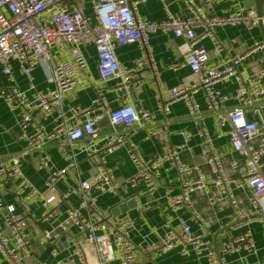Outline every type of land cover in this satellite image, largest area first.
Wrapping results in <instances>:
<instances>
[{
	"label": "built area",
	"instance_id": "2783aa9c",
	"mask_svg": "<svg viewBox=\"0 0 264 264\" xmlns=\"http://www.w3.org/2000/svg\"><path fill=\"white\" fill-rule=\"evenodd\" d=\"M141 1L143 0H0L2 71L14 81L12 64L17 62L23 74L32 81L34 70L43 64L55 84L52 90H37L33 99L26 90L19 87L0 86V96L12 110L19 111L18 125L28 144L34 145L45 139L56 138L60 141V149L69 163L63 169H56L50 165L46 156L40 158V163L48 169L45 186L51 194H47L48 192H42L30 180L22 168L21 161L28 155L29 150L24 149L7 160L0 152V185L8 179L16 182V194L24 210H29L36 201L53 205L52 209L42 214L41 220L46 223L60 219L62 213L56 206L59 198L65 199L71 193H76L79 197L77 206H69L64 210L65 217L59 224L68 235L69 252L61 255L51 231L46 232L45 239L52 244L51 251L56 258L54 264H88L87 250L94 251L98 258L95 264H109L114 261L117 264L137 263V245L132 239L133 219L128 214L104 217L98 201L99 194H116L119 191L120 183L107 168L106 156L124 144L127 145L128 155L136 166L135 174L126 179L125 183L133 187L144 183L153 194L161 167L171 163L178 175L184 179L180 193L167 192L169 205L176 211L188 209L191 221L198 222L201 227L206 225L191 200L194 189H207L202 170L198 166L193 168L181 158V146H169L165 153L145 158L133 136L153 122L155 114L135 107L130 99H124L119 107L112 108L100 89L90 105L69 106L68 115L55 120L51 131L38 129L35 135L25 132L28 127L34 126V115L38 110L50 114L53 108L62 106L66 92L84 87L89 82L90 77L86 73L87 58L83 50L88 46H93L97 52L98 74L102 84L116 80L119 81L117 89L139 91L143 86L140 70L149 66L160 89L163 85L161 74L150 42L151 34L158 31H170L182 39L179 47L182 60L170 67L179 69L187 66L196 76L194 80L183 81L172 88L169 98L160 97L159 109L168 114L172 103L178 100L185 102L189 117L202 138L201 153L213 174V183L219 188L218 193L227 197L236 209L237 219L233 227L240 231L224 242L222 253H233L241 249L256 251L249 227L253 219L241 210L236 190L247 191L253 209L264 217V173L261 169L264 126L249 118L246 112L247 108L255 106L258 99L263 100L264 107V68L251 74L241 67L246 57L262 49L264 43L257 41L245 54L211 64L202 40L209 38L217 50H222L223 45L216 35L218 26L242 25L252 29L260 21L264 25V13L258 16L254 8L239 4L233 13L208 16L193 0H185L188 7L185 15L174 16L168 12L166 19L155 22L137 15V6ZM204 1L208 5H217L225 0ZM87 3L91 4L92 14L86 11ZM198 27L203 28L199 34L196 31ZM133 42L139 44L142 56L137 59L134 67L127 68L119 61L116 48ZM230 78L237 82L236 90L231 96L222 93L218 87L220 82ZM200 90L206 95L207 108L214 114L217 125L223 127L230 122L231 147L246 159L244 163L232 162L235 174L233 177L227 174L222 157L215 150V137L203 125L204 113L195 98ZM230 97L237 101V105L229 110L223 109L225 101ZM101 118L109 119L113 131L98 139L97 123ZM159 132L155 127L148 130L150 135ZM255 138H259L257 143L253 141ZM96 154H99L97 173L81 179L76 187L60 194L57 181L67 170L78 166L77 156L91 157ZM194 170L199 177L191 180ZM210 199H213L212 196ZM0 212L3 214L0 255L8 264H30L33 250L28 237L29 225L25 213L18 212L14 204L4 205L1 200ZM179 219L182 229L170 231L152 249L167 250L179 246L182 254L192 251L199 257H206L208 264H225L224 257L217 255L203 233L195 232L187 219ZM71 226L76 227L80 235L70 233L67 229ZM257 264H264V260Z\"/></svg>",
	"mask_w": 264,
	"mask_h": 264
},
{
	"label": "crops",
	"instance_id": "0c3cea01",
	"mask_svg": "<svg viewBox=\"0 0 264 264\" xmlns=\"http://www.w3.org/2000/svg\"><path fill=\"white\" fill-rule=\"evenodd\" d=\"M208 16H223L236 11L239 4L246 6L250 0H225L217 5H208L204 0H193ZM262 12L264 13V0H260ZM247 7V6H246ZM248 8H256L254 6ZM88 14H92L91 4L87 3ZM188 11L185 0H143L137 6V15L145 20L160 22L167 18L168 12L174 16L185 15ZM257 11V10H256ZM202 27L197 28V33H201ZM216 35L223 45L222 50H217L209 38L202 40V44L207 48L209 53V62L217 64L229 57L245 54L255 42L264 43V33L262 28L257 25L252 29H247L242 25H224L216 28ZM150 42L153 48L154 59L160 71L162 87L159 89L156 77L149 66H145L140 71L143 76V86L139 91L127 92L124 88L117 89L119 81L111 80L106 84L100 82L98 74L97 52L93 46L84 48L87 58L86 73L90 80L84 87L76 88L73 91L66 92L63 97V103L60 107H55L47 114L44 110H38L34 115V126L28 127L25 132L35 135L36 131H51L55 120L60 119L63 115H68V107L71 105L88 106L97 96L99 90H103L107 101L112 108L119 107L124 99L130 101L139 109L152 111L155 114V120L148 123L133 137L140 146L142 155L150 158L163 154L168 147L179 148L181 158L190 166H198L204 175L206 188H196L191 192V200L194 208L201 214L206 222L201 227L198 222L190 220L188 209L174 210L169 205L166 194L172 192L178 194L182 189V181L175 167L171 163H166L161 167V174L156 181V189L153 194L148 190L144 183L133 187L125 180L136 172V166L131 161L127 145L119 146L113 153L106 156V165L115 180L120 183L119 191L116 194H99L98 201L103 211L104 217L114 216L111 209L123 201L134 198L136 206L130 208L127 212L134 221V230L132 239L137 245L136 264H145L152 260L154 264H208L206 257H199L194 252L182 254L179 246L163 250L159 248L152 249L153 246L160 242L161 238L172 230L180 231L182 224L179 217L190 221L195 232L204 234L209 241L211 248L216 251L217 255L223 256L225 264H257L258 261L264 260V217L257 213L249 202L247 191L236 190V195L240 200V208L243 212L249 214L253 219L249 225L256 244V251L249 252L241 249L233 253H222V246L232 236L240 230L234 229L236 222V209L232 206L227 197L218 193V187L213 183V174L201 153L202 138L197 132L196 125L192 122L188 114L187 105L183 100L175 101L171 104L170 112L164 114L159 109V99H167L170 96L172 88L180 85L183 81L194 80L196 76L189 67L173 69L170 66L182 60L180 44L182 39L176 37L170 31H158L151 34ZM57 54V52H56ZM116 54L121 64L127 68L135 66L137 59L142 56V51L137 42L117 46ZM14 77L12 81L2 71L0 65V86L19 87L26 90L30 98L36 96L37 90L49 91L54 89L55 84L47 73L43 64L39 65L33 72V79L30 81L20 69L17 62H13ZM241 67L247 72L254 74L264 68V47L260 50L250 53ZM222 93L233 95L237 82L230 78L223 80L218 85ZM195 98L200 104L204 113L203 125L215 137V150L222 157L226 172L229 176H235L232 170V162L238 161L244 163L245 157L235 152L230 144L229 131L231 124L228 122L225 126L220 127L216 123V118L208 108L206 95L203 90L195 94ZM237 105V101L230 97L226 100L223 109L229 110ZM18 110H12L4 98L0 96V152L4 159L27 149L29 153L21 161L22 168L30 180L42 191L48 192L45 186V180L48 174L47 167L40 163V158L46 156L50 165L56 169L67 167L68 160L65 159L60 149V141L56 138L45 139L36 144H28L25 140V134L18 125ZM247 115L255 119L264 126V107L263 100L258 99L255 106L246 109ZM160 130L156 135L148 134L150 128ZM98 139L113 131V126L108 118H101L97 123ZM34 137V136H33ZM37 140V139H36ZM255 143L259 138L253 140ZM78 166L71 168L57 181L58 192L64 193L76 187L80 180L88 178L97 173L96 165L99 161V154L87 157L86 155L77 156ZM262 172L264 173V156L261 160ZM199 174L194 170L190 179L196 180ZM96 193V192H94ZM47 194H51L48 192ZM97 194V193H96ZM212 196L213 199H210ZM0 200L4 205L14 204L18 212H24L28 220V237L30 246L33 250V257L30 264H54L55 256L52 254V244L45 239L47 225L42 222L43 212L52 209L53 205L46 204L44 201H36L31 204L29 210L21 207L20 200L16 194V182L14 180L3 181L0 185ZM79 197L76 193H71L67 198L57 200V207L62 213L59 220L65 217L64 210L69 206H77ZM116 215V216H119ZM3 214L0 212V228L3 226ZM70 233L80 235L76 227L67 229ZM66 234V233H65ZM60 235H54L55 245L61 251V255L69 252L68 235L67 246L62 248L58 245ZM149 249H151L149 251ZM88 264H95L97 257L93 250H87ZM0 264H8L0 255ZM109 264H117L116 261Z\"/></svg>",
	"mask_w": 264,
	"mask_h": 264
},
{
	"label": "water",
	"instance_id": "95a60500",
	"mask_svg": "<svg viewBox=\"0 0 264 264\" xmlns=\"http://www.w3.org/2000/svg\"><path fill=\"white\" fill-rule=\"evenodd\" d=\"M247 7H252L254 6L257 10L258 16L262 15V5L260 0H250L249 3H246ZM259 26L262 28L263 33H264V25L262 21L259 22ZM136 206V201L134 198H130L127 201H123L119 203L118 205L114 206L111 209L112 215L116 216L119 215L120 213L127 212L130 208H133ZM60 220L56 219L53 220L51 223L47 225V230L51 231V235H60L59 236V242L58 245L62 248L63 246H67V237L66 234L63 232V228L59 226ZM145 264H154L151 259H149L148 262Z\"/></svg>",
	"mask_w": 264,
	"mask_h": 264
}]
</instances>
